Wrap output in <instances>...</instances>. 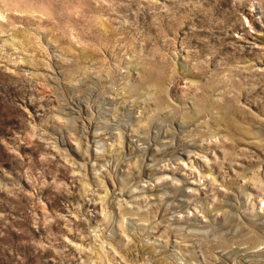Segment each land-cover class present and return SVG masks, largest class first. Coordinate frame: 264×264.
I'll list each match as a JSON object with an SVG mask.
<instances>
[{
	"label": "rangeland",
	"instance_id": "374dc122",
	"mask_svg": "<svg viewBox=\"0 0 264 264\" xmlns=\"http://www.w3.org/2000/svg\"><path fill=\"white\" fill-rule=\"evenodd\" d=\"M157 263L264 264V0H0V264Z\"/></svg>",
	"mask_w": 264,
	"mask_h": 264
},
{
	"label": "bare ground",
	"instance_id": "6f19581e",
	"mask_svg": "<svg viewBox=\"0 0 264 264\" xmlns=\"http://www.w3.org/2000/svg\"><path fill=\"white\" fill-rule=\"evenodd\" d=\"M256 244V243H255ZM157 264H160V263H157Z\"/></svg>",
	"mask_w": 264,
	"mask_h": 264
}]
</instances>
